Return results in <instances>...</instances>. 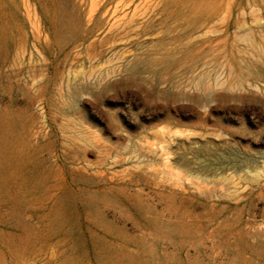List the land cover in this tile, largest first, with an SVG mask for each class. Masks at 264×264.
I'll use <instances>...</instances> for the list:
<instances>
[{
	"label": "rangeland",
	"instance_id": "374dc122",
	"mask_svg": "<svg viewBox=\"0 0 264 264\" xmlns=\"http://www.w3.org/2000/svg\"><path fill=\"white\" fill-rule=\"evenodd\" d=\"M0 264H264V0H0Z\"/></svg>",
	"mask_w": 264,
	"mask_h": 264
},
{
	"label": "bare ground",
	"instance_id": "6f19581e",
	"mask_svg": "<svg viewBox=\"0 0 264 264\" xmlns=\"http://www.w3.org/2000/svg\"><path fill=\"white\" fill-rule=\"evenodd\" d=\"M231 69V68H230ZM231 75V74H230Z\"/></svg>",
	"mask_w": 264,
	"mask_h": 264
}]
</instances>
